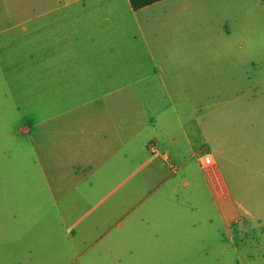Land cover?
<instances>
[{
	"label": "rangeland",
	"instance_id": "rangeland-1",
	"mask_svg": "<svg viewBox=\"0 0 264 264\" xmlns=\"http://www.w3.org/2000/svg\"><path fill=\"white\" fill-rule=\"evenodd\" d=\"M84 1L0 0V230L16 264H264V0L161 2L113 34L139 55L120 64L168 90L63 93L64 69L46 64L45 77L42 58L78 17L85 35L106 0ZM203 71L211 91L187 90ZM218 102L226 139L214 144L202 120ZM171 119L219 162V194L200 158L199 184L166 180L179 167L163 157ZM144 231L160 249L129 251Z\"/></svg>",
	"mask_w": 264,
	"mask_h": 264
},
{
	"label": "crops",
	"instance_id": "crops-1",
	"mask_svg": "<svg viewBox=\"0 0 264 264\" xmlns=\"http://www.w3.org/2000/svg\"><path fill=\"white\" fill-rule=\"evenodd\" d=\"M77 3L85 2L84 0H76ZM164 2V1H163ZM161 3V2H160ZM159 3L150 7L144 8L139 11H135L129 0H121V3L115 2V0H106L105 2H98L95 7L90 10L88 16V22L84 25L86 34L82 27L81 17H78L79 25L75 24L74 36L62 35L59 38L52 39L54 44L58 46L56 55L52 56L49 52L44 58H42L43 74L46 77H50L51 73L46 70V64L52 65L53 62H59V72L64 69L62 73H58V85L60 91L65 93H121L138 91L140 93L160 92L162 89L168 90L166 81L162 79L161 86H156V74L153 76L144 77L146 74L144 71L131 70L125 65H121L120 62H127L135 60L134 57L139 55L133 54V49L123 43L119 37L114 36V30L117 26H132L139 24L138 19L141 13L154 8ZM61 5V3H59ZM66 7V6H60ZM62 28L59 26L58 29ZM78 34V35H77ZM50 44V39L45 41ZM147 45V43H146ZM148 48V47H147ZM148 50H150L148 48ZM155 54L150 53L149 57L152 60L155 58ZM198 57V56H191ZM195 60V59H194ZM92 62L93 67H80L78 66L82 62ZM50 67V66H48ZM67 69H66V68ZM72 68H75L72 70ZM80 68V69H79ZM192 74L189 76L186 83L191 85L184 86L187 90H192L201 87L200 82L205 84L204 88L200 89L202 92H210L211 84L208 82V73L197 75ZM180 78V76H177ZM185 82V81H183ZM158 83V82H157ZM137 87L138 89H132ZM203 87V86H202ZM213 91L222 92V89L213 87ZM223 102H218L212 106L215 110L212 114H207L202 120L203 138L207 141H211L214 144L224 142L226 135L224 132L225 114L224 110L220 106H223ZM211 107L209 105L202 106L195 109L193 114L201 111L204 112ZM176 119L181 120V113H178ZM193 121V120H190ZM169 133V153L170 156H163L164 162L171 163V159L177 162L179 167L173 169V173L169 174L166 178L172 185L177 184H199L194 180V167L190 166L191 162L195 159H201V171L204 174L207 184H210L212 191L218 194L220 188L224 187L225 179L220 170L219 162L214 161L211 166H207L204 163L206 156H209L206 152H199L196 149L195 141L190 134L184 133L183 137H180L175 126H172L168 122ZM156 152V151H152ZM225 153L224 151H221ZM180 172L181 175L179 174ZM186 175L189 176L190 182L186 181ZM159 232H141L136 235V244L131 246H125L131 252H147L151 250L160 249ZM2 232L0 230V264H16V254L12 251V240L8 242L9 248H7V240L3 239ZM3 239V240H1ZM152 242V243H151ZM2 248L4 252H2ZM14 249V248H13Z\"/></svg>",
	"mask_w": 264,
	"mask_h": 264
},
{
	"label": "trees",
	"instance_id": "trees-1",
	"mask_svg": "<svg viewBox=\"0 0 264 264\" xmlns=\"http://www.w3.org/2000/svg\"><path fill=\"white\" fill-rule=\"evenodd\" d=\"M129 1L131 3L132 8L135 11H139L166 0H129Z\"/></svg>",
	"mask_w": 264,
	"mask_h": 264
},
{
	"label": "built area",
	"instance_id": "built-area-1",
	"mask_svg": "<svg viewBox=\"0 0 264 264\" xmlns=\"http://www.w3.org/2000/svg\"><path fill=\"white\" fill-rule=\"evenodd\" d=\"M204 163L207 166H211L213 164V160H212V158L210 156H206L205 159H204Z\"/></svg>",
	"mask_w": 264,
	"mask_h": 264
}]
</instances>
